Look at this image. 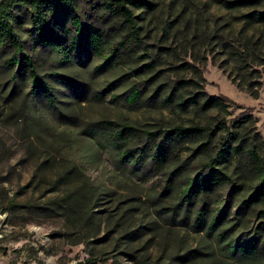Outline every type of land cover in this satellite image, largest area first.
<instances>
[{
	"label": "rangeland",
	"instance_id": "rangeland-1",
	"mask_svg": "<svg viewBox=\"0 0 264 264\" xmlns=\"http://www.w3.org/2000/svg\"><path fill=\"white\" fill-rule=\"evenodd\" d=\"M150 1L151 11L131 6L138 38L119 44V57L108 64L109 48L129 33L121 21H109L101 49L64 52L54 43L60 30L42 45L27 10L16 12L15 31L50 98L39 88L31 92L25 63L6 66L14 52L0 44V264H73L89 257L98 264H232L213 233L194 227V213L176 206L186 178L207 161L194 151L196 143L177 144L159 169L149 158L140 169L122 160L105 125L131 126L132 152L146 143L145 132L216 126L222 119L228 125L247 113L264 137V21L253 17L264 12V0L235 7L228 5L234 0ZM101 2L80 0L76 14L100 26ZM65 28L67 45L74 33L69 19ZM240 64L260 82L257 98L237 87ZM191 79L198 85H178ZM132 88L142 91L133 103L126 98ZM196 91L232 101L226 111L177 104ZM171 93L172 101H165ZM180 166L183 173L168 180ZM230 188L210 205L230 201L224 214L231 221L221 229L239 237L264 220L257 214L264 203L237 220L242 193L229 195ZM73 191L80 202L71 209L67 195Z\"/></svg>",
	"mask_w": 264,
	"mask_h": 264
},
{
	"label": "trees",
	"instance_id": "trees-1",
	"mask_svg": "<svg viewBox=\"0 0 264 264\" xmlns=\"http://www.w3.org/2000/svg\"><path fill=\"white\" fill-rule=\"evenodd\" d=\"M80 0H1L0 1V44L13 49V55L7 61L6 66H14L18 63H25L29 69L31 92L34 93L39 88L50 98L49 85L38 74L32 59L23 50L20 37L15 31L14 22L16 12L24 7L29 16L31 29L36 40L42 45L50 44V37L60 30L59 36L55 38L56 47L66 52L69 48H82L90 45L93 49H101L106 43L105 37L110 36L107 26L109 21L119 20L123 26L129 30L123 42H119L116 47L108 50L105 64L112 63L119 57L117 54L121 50L120 45L125 42L132 43L134 38H138L140 26L137 25L131 6L145 8L148 11L154 9V2L150 0H101L98 6L103 15V23L99 26L92 23H84L76 14ZM245 0H234L228 3L231 7L244 4ZM254 20L264 21V12L253 15ZM104 18H107L104 19ZM69 19L74 29L73 41L65 44L71 37L70 30L65 28V20ZM127 43V44H128ZM120 44V45H119ZM64 46V47H63ZM127 49V46H124ZM118 51V52H117ZM125 51V50H124ZM144 67L150 69L151 63ZM142 70V69H141ZM240 78L237 87L248 92L253 98L258 97L260 82L255 81L253 74L247 72L246 66H238ZM197 77L201 79V72L195 68ZM185 83L198 85L196 80H179L180 87ZM157 93H158V89ZM142 91L136 88L130 90L127 100L131 103L137 101ZM171 93L165 97V101H172ZM226 101L232 100L227 97L208 96L206 92H192L189 97L183 98L177 104L181 108L195 106L200 111H208L213 108L226 111ZM222 119L216 126L211 125H177L166 130L162 135L158 132H145L146 143L142 147L132 152L128 148V139L135 134L131 126L106 124L108 137L118 151V154L126 164L136 165L135 168H142L141 163L149 158L154 169L161 168L169 154L177 144L182 142L196 143L194 151L205 153L207 161L203 170L193 176H188L185 185L179 193L177 207L185 205L186 210L194 213L193 225L199 230L213 233L215 239L220 244V252L227 262L232 264H264V220L256 227L246 229L243 236H235L234 232L222 230L227 222L231 220L224 214L225 208L231 210L229 206L220 207L210 204L218 199L220 192L230 186L229 195L242 193L235 213L237 220H247L254 213L258 205L264 203V137L260 134L254 117L247 113L238 119L232 120V124H226ZM219 134V135H218ZM218 136L217 138H215ZM214 138L216 143H214ZM127 167V166H126ZM134 168V169H135ZM231 169L232 176L225 170ZM72 172L74 170H71ZM183 173V166L176 167L169 172V179L180 176ZM71 192L67 195L70 202L67 207L73 209V205H79V198ZM218 196V197H217ZM192 207V208H188ZM257 214L264 217V209L257 210ZM191 218V215L189 216ZM235 225H233L234 229ZM73 264H98L93 257L82 259Z\"/></svg>",
	"mask_w": 264,
	"mask_h": 264
}]
</instances>
